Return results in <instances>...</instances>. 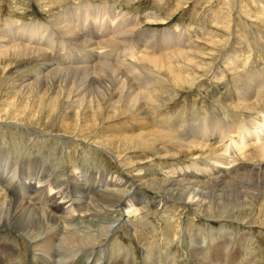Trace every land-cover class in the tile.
Instances as JSON below:
<instances>
[{
    "label": "rangeland",
    "instance_id": "374dc122",
    "mask_svg": "<svg viewBox=\"0 0 264 264\" xmlns=\"http://www.w3.org/2000/svg\"><path fill=\"white\" fill-rule=\"evenodd\" d=\"M263 2L264 0H64L55 6L42 7L41 5L39 6V3L36 2V0H0V32L2 29H6L9 26H12V25L19 26L23 24L40 25V26L42 24L44 25L45 29L49 28L51 27L50 24H51L52 16L58 13L63 14L64 11L69 10V8L73 6L77 8L82 7L84 9L85 8L87 9L88 6L91 7L92 9H95L96 7L104 8L106 6L105 9L110 10L111 8H113L116 11H119V12L121 11V14L127 17V21L129 23L131 22L130 23L131 25L126 28V31L129 30L128 34L130 36L127 34L124 37L123 40L125 44L121 47L117 46L119 48L113 47V46H112L113 48L112 47L111 49L109 48L108 53L111 52L109 53V56H103V54H100L104 48L100 49L97 47L96 49L97 51L95 52L96 55L94 57H90L86 65L94 66L95 64L99 63L102 58H106L107 62L115 63L117 65L121 63H126L128 66L126 64L121 65L122 69H120V71H117L116 74H114L110 70L107 71V69H105L106 71L104 70L101 73H98L99 75H101V80L99 79L100 77L98 75H97L98 77L97 76L94 77L93 78L94 80H93L92 77L94 75H92L91 79L87 82L88 85L86 84L87 88L88 86L90 87V89L88 88L89 90L86 93H89V96L93 99V100L91 99L93 103L98 104L100 102L101 105L99 103L98 108L95 106L91 107L88 105V102L90 100L82 103V104H85L84 108L87 106V109L85 108V111H84L85 113L84 112L82 113L83 115L81 116L82 118L81 126L87 127L88 125H91V124L92 125L95 124L93 126H96V124H99V126L102 127V125L105 124V122L106 123L107 122H114V123L117 122L116 123L117 125L119 123L120 125L129 124L128 126H130L131 124L135 123L133 121L134 116H137L139 114H141L142 117L145 115L144 117H146L147 120L150 118L151 120L149 119V121H151L153 124L155 123L157 125H161L160 122L157 121L158 117L160 115L163 116L164 112L170 111L171 112L170 116H173V118H170L171 121L169 122L167 121L169 123L168 126H165L163 128L168 129L170 127L169 128L170 130H172L173 128L177 133L183 132L184 134L189 135L190 137H193L192 136L193 134L194 136H198L199 133H203L204 136H199V137H203V139L206 137V134L210 132L213 134V136L211 137L212 138L211 143H213L214 145L216 144L215 147L219 150L218 142L221 141V139L225 137L224 135H226L228 132V129L225 128L227 126L224 125L225 122H229L231 117L241 116L242 118H244V121L248 123V121L252 120L253 115H254V114L251 115L250 113L244 112L241 110H235L229 107L224 101V98L226 96L224 94L225 90L227 91L228 89L227 87H230V86L232 87L231 83L235 79L232 74L231 76L228 71H225L227 69V66L224 64V62L226 63V61H224L223 56L227 55L228 57H230L229 55L231 54L232 57L230 58L232 60H235L234 56H236V54L238 53L241 54L243 52L241 54V57L242 59L243 58L244 59L243 61L236 62V65H237L235 67L236 70L240 72V74H244L247 70L248 71L251 70L250 68H252V66L255 65L256 68L258 67V71L259 72L261 71L264 74V68H262L264 67V61H263L264 53L260 52V50L257 49L252 44L253 41L251 40L253 38V35L247 34V31L245 30V26H248L252 23L253 24V25L251 24L252 28H256L255 30H258L260 28L257 31V33L260 34L261 36L262 35L264 36V20H261L255 14H253V13L257 14V12L261 11V7H264V4H262ZM243 15H246V16L243 17ZM261 27H262V30H261ZM181 35L183 36L182 39L180 38L181 39L180 41L179 39L178 40L176 39L175 41L176 45H174V47L172 48L167 49V46L162 45L161 43V41L162 42L171 41L172 39L176 37L179 38ZM263 36H262V41L260 42L261 43L260 47L263 46L262 49H264V45H263L264 37ZM245 38L247 39L245 40ZM22 40L23 42H26V40L24 39ZM248 41H250L249 44H248ZM0 42H1L0 43L1 44L0 54L2 55V56L0 55V83L2 82L0 84V100H2L0 102V104H2V106L0 105V119H1L0 122H2L1 124L9 125L12 127L16 125L17 127V128L11 129V127L0 125L2 127V128L0 127L1 129L0 130V140H1L0 141V187H1L0 194L2 195L4 194L6 198L8 197L7 199H11L13 201H16L15 199H17V201L19 202L28 201V203L30 202L34 203L35 202V199H34L35 196L33 195L35 191L34 189H35V186L38 185V186H42L40 187L41 189L38 188V190L40 191L42 190L41 191L42 193L41 192L40 193L43 195L45 194V192H47L48 188L55 189V187H57L54 190V192L59 189V191H57L58 193H62L63 192L62 190H64L65 193L63 192L62 194L63 196L65 195L64 196L65 201H68L71 198L80 197L81 194H84V193L87 196H90L91 194L96 195L98 193L97 191L100 189L105 190L109 188V189L116 190L118 186H120L121 184L124 185L125 183L126 184L133 183L137 185L136 186L137 189H135L134 191V195L131 198V202L133 203L136 209H139L138 213L141 214L140 217L143 218L141 219V221L136 222V224L139 223L136 228L137 229L140 228L139 232L141 235L144 236L145 234V236L148 237V234H146L145 232L142 233V229L145 230L147 228L154 227V229H151L154 232L148 231L150 233L149 235L151 234L154 235V233L156 232V236L157 235L161 236L163 232L164 234L162 236H165L166 234H168L169 236L166 235L165 238L167 237L169 238L170 234H175V233L179 234L180 229L185 228V225L186 223H189L188 221H190V218L191 219L194 218L195 222L201 221L200 226L206 223L210 225L209 226L210 230L211 229L214 230L215 233L213 232V235L215 236L216 241L220 242L219 245H221L222 247V250L219 251L221 253H218L219 258L216 259L215 261L217 264H264V184L261 180L262 178H258L255 174L254 175L252 174L251 176H249L248 179L241 180L240 181L241 183L236 185L238 188L241 187L239 190H242L241 191L242 195L240 196V198H238L239 196L237 197L236 195H234L232 191H229L228 192L229 198L225 197L223 200H221L223 198V193L221 192L222 190L220 191L218 187L211 188L210 191L207 190L206 195L203 194V196L207 199L206 203L215 204L214 201L215 202L217 201L220 204H215V205H221V206L226 205L227 206L223 208V210L228 211V214H229V217H226V220L221 219V218L215 219L211 217L209 221H207L206 219H203L204 221L203 222L202 219H199V217H197L198 215H193L192 210H188L187 206L185 205H181L180 209L177 208L175 210L176 212L173 211L172 208L174 209L176 208V206L173 205V203L174 202L177 203L178 200L176 198L166 197L163 193H162L163 195L160 193L157 194L156 187L154 188L150 186L149 188H146L144 186L141 187L140 185H138V182L135 181L137 179L136 175L138 174L134 172L132 168L130 169V167H128L129 166L128 162H126L128 166L126 165L121 166V163H117L114 161V159L108 158L107 157L108 155L102 154L100 157L106 156V158L110 159L106 164L105 161L100 160L99 158H96V160H94L95 154H92L89 156L85 154V150H89V148H91L87 146H89L90 144L95 146V144L91 143V140H92L91 137L98 134L99 133L98 131H95L94 132L95 134L92 133V135L89 136V138L87 139L80 137L77 133H74V132L73 133L71 132L69 135H65V131L63 129L64 126L61 125L62 121H65L67 124H70V125H73V123L79 122L78 120L79 114L77 113L79 111V108L76 105V103L78 102L73 98L74 93H73V90H71V89H74L73 88L74 84H78L79 77L77 76L76 72H69L68 73L70 74L69 76L66 73L67 71L66 72L57 71V73L54 74V78L52 75H49V77L47 78L50 80L46 78L42 80V82H39L38 84V81L40 79L37 76V73L39 72V69H41L45 61L48 62V60L53 64H57L61 62L60 64H65L68 66L72 64H74L75 66L77 65L81 66L79 64L81 60L80 58L72 62L67 61L69 60V58H71V55L68 52H70L71 50L73 51V48H71L70 50L68 47H66L68 49H66L65 47H64L65 49L60 47L59 50L58 48L56 50L53 49L52 51L48 50L38 55L37 54H27V53L17 55V53L15 52L11 51L12 52L11 53L7 51L5 52V55H4L2 51L8 48L9 41L7 37H0ZM159 42L161 44H159ZM32 44H34V41H32L31 45ZM132 45L134 46V48ZM244 45L246 46V48ZM162 46L165 47L166 51L176 49V48L180 50H183V49L185 50L188 47L190 51L185 50L187 52V56H185V54L184 56L187 57L188 60L192 61L191 64L189 62H188L189 64L182 63L177 58L175 59L168 58V65L171 64V66L169 65L170 66V67L168 66L169 68L164 67L166 65H164V61L161 62V60L165 59L164 56L166 54L164 51L160 52L158 50L159 47H162ZM252 46L254 50L251 48ZM131 47L133 48L132 51L133 50L135 51L133 52L131 51L132 53L129 54L128 50H130ZM146 47L149 49H145ZM247 47L248 48L250 47V48L248 49ZM138 48L140 49V53L143 52L146 56H148V58L149 56L152 58L146 59L145 61H141V62L137 61L136 59H135L136 61L135 60L132 61L133 60L132 57H135L139 53V52L138 53L136 52ZM142 48H144L145 50L142 51ZM244 49H247V50H244ZM255 51H256V54H254ZM143 53L141 54L143 55ZM73 54L77 55L78 53L75 52ZM97 54L99 55L97 56ZM256 55L259 56L260 58L262 57L261 58L262 60L258 59L259 57L257 58ZM77 56H79V54ZM154 59H156L157 61H154ZM170 60L171 62H169ZM149 62L151 65L149 64ZM253 62L256 64H253ZM156 63L158 64L156 65ZM229 64L230 63H228V65ZM231 66L234 67V64ZM255 66H253V68H255ZM129 67H135L134 69L138 71L139 76L137 75L136 72H133V71L131 72ZM154 67H156L157 69ZM246 68L248 69L246 70ZM171 70L173 71V73ZM243 71L244 73H242ZM169 73L172 75V77L170 76ZM176 73L179 74V76L182 78L180 79L182 80L181 82L175 81L176 75H177ZM226 73H229V74H226ZM117 74H120L121 76H124V77L126 76L124 80L131 82V85L133 84L134 86L141 81L139 84L136 85V88H139L138 85L141 87L144 83H145L144 85H146L147 81L150 83L151 82L155 83V84L151 83V91H149L148 95L146 97H143V96L140 97V99L137 100V103H135L134 108L129 112L124 113L123 107L125 103L124 101L122 102L121 101L122 99L118 97H120V94L124 96L125 93L127 94V93H130L131 91L125 90L126 87L123 88V83L119 84V83L113 82L114 81L113 78L116 77ZM173 74H175V77ZM102 75L105 77L107 76V77L106 78L102 77ZM102 78L103 79L105 78V79L103 80ZM105 80H106V83L108 84L105 83ZM96 81H99V82H96ZM13 83L18 86V88L16 89L17 92L12 91V92L7 93L8 91L7 88L8 87L10 88V85H12ZM65 83L66 85H69V88L67 90L65 89L67 92L63 93L64 91H62L61 88H64L66 86L64 85ZM99 84L102 89L100 88V86H96ZM228 84L230 85L227 86ZM37 85H38V88H36ZM119 85L121 86V88ZM44 89L45 91L46 90L47 91L46 92L43 91ZM117 89L120 92L117 91ZM70 90H71V93H70ZM144 92L145 91L142 90L140 93L143 94ZM43 94L45 95L47 94L48 96H42ZM62 94H66V95L70 94V95L68 97L66 95L63 96ZM230 94L233 95L234 92L230 90ZM100 96H103V97H100ZM65 97H68L69 99L72 98L73 100H72V105L68 109L64 110V107L66 105L65 99H64ZM55 98H57V100H55ZM13 100L15 101V106L16 104L18 105V103H16V100L22 103L23 105L30 104L29 105L30 107H32V104L35 103V105H38L40 109V113H36L35 111L36 106H35L34 110L29 109L27 113L20 114L19 116L17 114V111H14L15 109L13 106L14 104ZM151 100H154V101H151ZM11 101H13V104H11ZM113 102L116 105H114ZM136 106H139V107H136ZM2 108L3 109L5 108V109L3 110ZM86 110L88 111L89 114H87ZM48 111H49V114H48ZM61 111L62 113L63 112L65 113L62 116V118H60V115H59ZM140 111L141 112L143 111V112L141 113ZM132 115L134 116L132 117ZM174 116H177V117H174ZM125 117L128 120H126ZM199 118L202 121L205 120L203 123H206L207 125L206 128L204 129L202 128L201 126L202 123H200L197 120ZM60 119H62V121ZM178 120L180 121L183 120V123L182 122L179 123ZM215 122L223 126L221 128H215V126L212 124ZM141 130L142 129H140V131ZM126 131H128L129 135L134 133V132L133 133L129 132L128 129ZM140 131H137V133ZM225 131H226V134H225ZM44 134L51 135V136L41 138L40 136ZM57 138L59 139L63 138L64 140L62 139L63 141L62 140L57 141L55 140ZM187 139L190 140V138H187ZM41 140H42V143H38ZM35 141L36 142L38 141L37 142L38 144H36V147L32 145L34 144ZM51 142H53V144H51ZM74 142H76L77 144ZM82 142L83 143L85 142L86 144L83 145ZM39 144L40 146H38ZM181 144H183L184 146ZM177 147L183 148V149L185 147V149H187L188 144L181 142L179 143ZM98 148L100 149V147ZM106 149L107 147H104V151L109 152V154H111L112 156H116L119 153L117 149H116V152H115V149H110V148H108L107 150ZM109 149L113 152L111 153ZM100 150H103V149L101 148ZM125 152H130V151H125ZM132 152L134 154L137 152V150L136 152L132 150ZM153 154L156 155L157 153H153ZM195 154L196 156H204L205 158L204 157L194 158L196 159L197 161L196 162L193 159L187 160L183 153L182 154L179 153L177 157L172 156L175 159L166 158L163 161L156 159V160H153L154 161L153 164L155 166L154 165H153L154 167L151 166V169L149 171L148 170L143 171L142 175L150 177V175H153L154 173V175H160L164 178H169V177L174 178L175 177L179 180L184 179L185 181L193 182L195 179H197V177H194L195 173L198 175H201L200 173H204L201 177L203 181L206 179H209L210 177L212 178L218 177L219 175H221L219 177H224V176L229 177L230 176L232 178L234 177L236 178L240 174L246 173L244 172L245 171L243 169L244 166L242 165H239V167H236V168H231L233 169L234 173H231V172L227 174L219 173L216 170H214V166L217 165L218 163L216 162V159L218 161V158H215V159L212 158L213 155L207 156L205 152L203 155L199 150ZM219 154L220 155L223 154V150L221 151L219 150ZM132 157H135V158L139 157L138 160L144 159V157L140 158L141 156L137 154ZM148 157L151 158V156H148ZM108 163L109 164L112 163V164L109 165ZM193 166H194V170H197V171L191 170ZM6 167H9V170H13L15 172L16 179L14 178L12 182L6 181L7 176L4 177L3 175L4 170L6 171ZM223 167L224 166L220 168H223ZM23 169H25L24 171H28L29 173L32 172L30 176L23 174L22 173ZM181 169H187L186 170L187 173L186 171L185 172L181 171ZM59 172H62L61 174L63 173L66 174V176L71 178L72 180H68L66 179V177L63 178ZM209 173H212V175H210ZM32 174H33V177H32ZM81 174L85 175V177H83V181H85L86 183H83L80 181ZM106 174H107V177L109 175L112 177L113 176L117 177L116 178L117 181L115 183H117L118 186H115V183L111 184L107 178H105V181H103L104 176ZM22 178H26V179H24L25 183H23V186L21 187L20 183H21ZM124 180L126 182L123 183ZM55 182L57 183V185H55L56 184ZM60 182H65V183H62L64 186H61L62 185L61 184L60 187H58V183ZM75 183H78L79 185L76 186ZM105 183L108 184L107 185L108 187L102 188L103 186L106 185ZM126 184L122 188H124ZM244 185L249 188L247 189L243 187ZM75 187L77 188V190L74 191L73 189ZM150 188H152V191ZM124 189L126 191H128V189L130 190V188L126 189V187ZM142 190L144 193L142 192ZM57 192L55 193L57 194ZM210 193H211V196L209 195ZM140 196L144 198H141ZM148 203L150 204L149 206L151 207V211L143 209V207ZM38 207L40 208L43 206H41L38 203V205L35 208L39 209ZM232 208H234L233 211H231ZM218 210L220 211V209ZM158 213L161 215L157 217ZM166 213H169V214H166ZM186 215L189 216V218ZM116 216L117 215L115 214L112 217H116ZM154 216H156L158 219L160 218L161 223L160 222L156 223V219ZM164 217H167V218H164ZM179 218H180V221H179ZM168 225H171V227L168 228ZM197 226L200 227L198 224ZM174 227H177L178 229ZM196 227H193V228H196ZM173 228L174 230H172ZM121 232L122 234H127V232H125L124 230ZM65 234L69 235L70 233L65 232ZM12 235L13 236H9L8 239L15 240L14 244L15 246L17 245L16 248H18V245H21V242H22L21 248L23 249L24 252L20 251L19 257L13 263H11L13 258L7 259L9 260L7 261V264H15V263L18 264V262H20L21 264H32L30 260H32L33 255L31 253L32 251H30V247L28 246V244L22 240L19 241L18 232H15ZM207 236H208L207 234L204 236L199 235V238L202 240V239H205V237ZM15 238H17V240ZM122 238H124L123 239L124 248L122 249L123 252H122V255H120L121 258L119 257V259L125 260L124 262L125 263L127 262V264L129 262H132L130 264H135V263L143 264V262H141L142 261L141 258L143 257V249L133 244L134 243L133 239H131L130 241L131 242L130 246L133 247L134 250L131 249V247L129 248L127 246L129 245L127 241L128 238L125 235H122ZM1 240L5 242L9 241V240L6 241L4 239H1ZM159 243H160V240H159ZM209 244L210 243H208V245ZM127 248H129L130 249L129 252L130 251L133 252L135 256L133 254L130 255L127 252L128 251ZM174 248L175 247L172 244H168L167 249H165L163 252L161 250L158 251L159 252L158 254L160 253L162 254H160L159 258L157 259H155L157 255H155V257L153 255V259L151 261L152 264H154V261L156 263L158 262L157 264H160V263L168 264L169 260H175L174 263H171L172 261H170V264H185V263L186 264H196L194 259L190 260L191 258L189 259V256L184 254L183 250L177 251V249H174ZM9 249H12L10 245H9ZM164 259L167 262L164 261ZM208 262L211 264L213 263L212 261H208ZM80 264H83V263H80Z\"/></svg>",
    "mask_w": 264,
    "mask_h": 264
},
{
    "label": "bare ground",
    "instance_id": "6f19581e",
    "mask_svg": "<svg viewBox=\"0 0 264 264\" xmlns=\"http://www.w3.org/2000/svg\"><path fill=\"white\" fill-rule=\"evenodd\" d=\"M62 1H64V0H36V2L39 3V6L41 5L42 7L55 6ZM262 4H264V2ZM105 7L104 8L103 7H96L95 9H92L89 6L87 9L86 8L84 9L82 7L77 8L74 6L70 7L69 10L64 11L63 14L58 13V14H55L54 16H52V20H51V24H50L51 27H49L50 29L49 28L45 29L44 25H42V24H41V26L40 25H29V24L19 25L20 23L18 24L19 26H13L12 25L6 29H2L0 32V34H2V35H0V37H7L8 41H9L8 42V48H6V50L2 51V53H4V55H5V52H7V51L11 52L12 51V52L17 53V55H21L23 53L37 54L38 55V54L44 53L45 51H48V50L52 51L53 49L56 50L57 48L59 50L60 47H62V48L68 47L70 50H71V48H73V51L71 50L70 52H68L71 55V58H69V60H67V61L72 62V61L80 58L81 60H80L79 64L81 66H78V65L75 66L74 64L68 66L65 64H60L61 62H59L57 64H53L48 60V62L45 61V63L42 65L41 69H39V72L37 73V76L40 79L38 81V84H39V82H42V80L49 77V75H52L54 78V74L57 73V71H64V72L67 71L66 72L67 74L69 72H76L77 76L79 77L78 78L79 79L78 84H74L73 85L74 89H71V90H73V93H74L73 98L78 102V103H76V105L79 108V111L77 112L79 114V116H78L79 122H76V123H73V125H70V124H67L65 121H62V119H60L62 121L61 125L64 126L63 129L65 131V135H69L71 132L72 133L74 132V133H77L80 137L87 139V138H89V136L92 135V133H94L95 131H98L99 132L98 134L91 137V139H92L91 143L95 144V146L90 144L89 146L86 145L87 147H91V148H89V150H85V148H84L85 154L87 156L95 154L94 160H96V158H99L100 160L105 161L106 164L110 160L108 158H111V159H114L115 162L121 163V166L122 165H126V166L129 165L128 167H130V169L132 168V170H134V172H136L138 174V175H136L137 179L135 180L138 182V185H140L141 187L144 186L146 188H149L150 186L154 187V188L156 187L157 191L156 190L155 191L157 192V194L163 193L166 197L176 198L178 200L177 203L176 202L173 203V205L176 206L175 209L172 208L173 211H175L177 208L180 209L181 205H185V206H187L188 210H192L193 215H198L197 217H199V219H202V221H203V219H206L207 221H209V219L211 217L215 218V219L221 218V219L226 220V217H229V214H228V211H226V210L224 211L223 208H225L227 206L226 205L225 206L215 205V204H220V203L217 201L215 202L214 200L213 201L215 204H213V203L208 204V203H206L207 199L203 196V194L206 195L207 190L210 191L211 188L218 187L220 189V191L222 190L221 192L223 193V198L221 200H223L225 197H228L229 191H232V193L234 195H236L237 197L239 196L238 198H240V196L242 195V193H241L242 190H239L241 187L238 188L236 185L241 183L240 182L241 180L248 179L249 176H251L252 174L253 175L255 174L258 178H262L261 180L264 184V74L261 71L259 72L258 67L256 68L255 65H253V66H255V68H253L252 65H251L252 68H250L248 66L251 70L248 71L247 70L248 68H246L247 71L245 73H244L245 70L242 72L244 74H240V72H238L236 70V68H235L237 66L236 62L237 61H243V59H244V58L242 59V57H241V54L243 52L241 54H239V53L236 54V56H234L235 60H232L230 58V57H232L230 54L231 52L229 53L230 57H228L227 55L223 56L224 61H226V63L224 62V64L227 66V69L225 68L226 69L225 71H228L230 73V75L232 74L234 76V79H235V80H233V82L231 81L232 87L231 86L227 87L228 88L227 91L225 90L224 94L226 96H225V98L223 97L224 101L226 102V104L229 107H231L235 110H241L244 112H248L251 115H253V114L254 115H253L252 120L248 121V123H246L244 121V118H242L241 116L231 117L229 122H225L224 125L227 126L225 128L228 129V132L226 134V131H225V134H226V135H224L225 137L223 138V136H222L223 139H221V141L218 142L219 143V146H218L219 150L220 151L223 150V154H221V155L219 154V150L215 147L216 144L214 145L213 143H211V140H212L211 137L213 136V134L210 132H208V134H206V137L203 139V137H199V136H204L203 133H199L198 136H194V134H193L192 135L193 137H190L189 135H186L183 132H182L183 134L177 133L172 127H171L172 130L169 129L170 127L168 129L163 128L165 126H168V124H169L168 122L171 121L170 118H173V116H170V113H171L170 111L164 112L163 116L160 115L158 117L157 121H159L161 125H157L155 123L153 124L151 121H149L150 118L147 120L146 117H144L145 115L143 116L144 118L141 116V114H139L140 116L139 115L134 116L136 114L135 113L134 115H132V117L134 116V119L133 118L132 119L135 123L131 124L130 126H128L129 124L120 125L118 123V125H117L116 124L117 122L116 123H114V122H107L106 123L104 121L105 124H103L102 127H100L99 124H96V126H93L95 124H93V125L91 124L92 126L88 125L87 127H83V126H81V121H82L81 116L83 115L82 113L85 111V108L87 109V106L84 108L85 104H82V103L90 100L89 101L90 103L88 102V105L91 107L95 106L97 108L99 106L98 104L100 103V102L98 104L93 103L91 101L92 98L89 96V93H86L90 89L89 86H88L89 89L86 87V84L88 85L87 82L91 79L92 75H94L92 77V79L98 75L100 77L99 79L101 80V75H99L98 73H101L105 69H107V71L110 70L114 74H116L117 71H120V69H122L121 65L126 64V63H121V64L117 65L115 63L107 62L106 58L101 57L102 59L100 60V62L95 64L94 66L86 65L88 63V59H90V57H94L96 55L95 52L97 51L96 50L97 47L100 49L104 48L101 53L99 52L100 54H103V56H109V53H111V52L108 53V49L109 48L111 49L112 46L113 47L123 46L125 44L123 39L129 33V30L126 31V28L131 25L130 24L131 22L129 23L127 21V17H125V15L121 14V11L120 12L116 11L113 8H111L109 10V9H105ZM253 12H255V11H253ZM259 12H257V14L256 13H253V14H255L261 20H264V7H261V11H259ZM244 16H246V15H243V17ZM257 17H255V18H257ZM247 20H248V18H247ZM254 20H256V19H254ZM254 20H252V21H254ZM243 23H244V21H243ZM246 23H247V21H246ZM251 24L248 25V23H247L248 26H245V30L247 31V34L253 35V38L251 40V41H253L252 44L257 49H259L260 52L264 53V49H262L263 46L260 47V44H261L260 42L262 41L263 35L261 36L260 34L257 33V31L260 28L258 29V27H257L258 30H255L256 28H252L253 24L252 25ZM261 30H262V27H261ZM245 36H246V34H245ZM182 37L183 36L181 35L179 38L176 37V38L172 39L171 41H164V42L161 41V43H162V45L167 46V49L172 48V47H174V45H176L175 44L176 39L177 40L179 39V41H180L182 39ZM247 38H248V36H247ZM247 38H245V40ZM22 39L26 40V42H23ZM32 41H34V44L31 45ZM150 43H151V41H150ZM161 43L159 42V44H161ZM249 43H250V41H248V44ZM263 45H264V43H263ZM2 46H4V45H2ZM191 46H192V44H191ZM147 47L145 49H149ZM68 48H66V49H68ZM117 48H119V47H117ZM133 48H134V46H133ZM133 48L131 47V49L128 50L129 54H131L133 51H135V50L132 51ZM136 48H137V46H136ZM245 48H246V46H245ZM251 48L254 50L253 46ZM145 49L142 48V51ZM158 50L160 52L164 51L166 54L164 56L165 59L163 58L164 60H161V62L164 61V65H166L164 67H168L169 65L171 66V64L168 65V58L169 59L177 58L180 62L187 63V64H189V63L191 64V62H192V61L188 60L187 57H185V56H187V52L185 50L188 51L189 50L188 47L185 50L183 49L184 51L180 50L178 48L166 51L164 46L159 47ZM224 50H226V49H224ZM244 50H247V49H244ZM239 51H241V50H239ZM75 52H77L79 54V56H77L78 54L77 55L73 54ZM136 52L137 53L139 52V53L135 57H132V59H133L132 61H134L136 59L137 61L141 62V61H145L146 59L152 58L150 56L148 58V56H146L143 52H141V53H143V55H142L140 53L139 48ZM125 53H126V51H125ZM184 54H185V56H184ZM254 54H256V51L254 52ZM98 55L99 54H97V56ZM151 55H153V54H151ZM257 55H256V57L258 58L259 56H257ZM261 58L259 57L258 59H261ZM112 59H114V58H112ZM156 59H158V58H156ZM156 59H154V61H157ZM108 61H110V60H108ZM263 61H264V59H263ZM169 62H171V60ZM227 62L230 63L231 65L234 64V67L231 66L230 64L228 65ZM254 62H253V64H256ZM258 63H259V61H258ZM149 64H150V62H149ZM157 64L158 63H156V65ZM257 65H259V64H257ZM127 66H125V67H127ZM119 67H121V68H119ZM172 67H174V66H172ZM129 68H130L131 72L132 71L136 72L137 75L139 76L138 71L136 69H134L135 67H129ZM154 68H156V67H154ZM262 68H264V67H262ZM223 71H224V69H223ZM172 73H173V71H172ZM229 73H226V74H229ZM68 75L70 76V74H68ZM71 75H73V74H71ZM173 75L175 77V74H173ZM170 76L172 77L171 74H170ZM102 77H105V76L102 75ZM125 77L121 76L120 74H117L116 77H114V78L112 77L114 80V81L113 80L112 81L114 83H119V84L123 83V88L126 87L125 90L132 92V93L130 92L127 94L125 93L124 96L120 94V97H118V98H121L122 99L121 101L122 102L124 101V103H125V105L123 107L124 113L131 111L134 108L135 103H137V100L140 99V97H142V96L146 97L148 95L149 91H151V83H154V82L150 83L147 81L146 85H144L145 84L144 83L143 85L141 84L142 85L141 87L138 85L139 88H136V85L139 84L141 81L134 86L133 84L131 85V82L124 80ZM107 79H109V78H107ZM143 79H145V78H143ZM180 79H182V78L179 76V74H177L175 81L181 82L182 80H180ZM48 80H50V79H48ZM51 80H53V79H51ZM231 80H232V78H231ZM99 81H96V82H99ZM105 83H106V80H105ZM16 84H18V83H16ZM106 84H108V83H106ZM64 85H66V83ZM112 85H114V84H112ZM229 85L230 84H228L227 86H229ZM40 86H42V85H40ZM96 86H100V84L96 85ZM17 88H18V86L13 83L12 85H10V88L9 87L7 88V90H8L7 93L12 92V91L17 92V90H16ZM36 88H38V85L36 86ZM68 88H69V85H66L64 88H61V89H62V91H64L63 93H65V92H67L66 90ZM100 88H101V86H100ZM116 88H118V87H116ZM120 88H121V86H120ZM71 90H70V93H71ZM98 90H100V89H98ZM142 90L145 91L143 94L140 93ZM230 90H232V92H234L233 95L230 94ZM43 91H45V89ZM117 91H119V90L117 89ZM62 95L64 96L66 94H62ZM69 95H66V96L69 97ZM42 96H48V95L43 94ZM68 97L64 98L65 103H66L64 110L68 109L72 105L73 99L72 98L69 99ZM100 97H103V96H100ZM55 100H57V98H55ZM1 101L2 100H0V102ZM13 101H11V104H13ZM107 101H108V99H107ZM151 101H154V100H151ZM16 103H18V105L16 104V106H15V101H14V104H13L14 109H15L14 111H17V114L19 116H20V114L27 113L29 109L34 110L35 106H36L35 107L36 113H40V109H39L38 105H35V103L32 104V107H30L29 106L30 104H27V103H26L27 105H23L22 103L18 102L17 100H16ZM73 103H75V102H73ZM0 105L2 106V104H0ZM4 105H5V103H4ZM100 105H101V103H100ZM114 105H116V104L114 103ZM136 107H139V106H136ZM56 108H58V107H56ZM74 108H75V106H74ZM49 111H48V114H49ZM64 114L65 113L64 112L62 113V111H61V113L59 114L60 118H62V116ZM87 114H89L88 111H87ZM126 117H125V119H126ZM174 117H177V116H174ZM86 119H87V117H86ZM129 119H131V118H129ZM126 120H128V119H126ZM175 120H177V119H175ZM197 120L200 123H202L201 126L203 129L207 127L206 123H203L205 120L202 121L200 118ZM86 122H87V120H86ZM178 122L183 123V120L182 121L178 120ZM1 123L2 122H0L1 126L11 127V129L17 128L16 125L12 127V126L1 124ZM129 123H130V121H129ZM171 124H173V123H171ZM212 124L215 126V128H221L223 126V125L216 123V122L212 123ZM127 129L129 130V132H131V133L134 132V133L129 135L128 131H126ZM140 129H142V130L140 131ZM177 130H178V128H177ZM137 131H140V132L137 133ZM219 131H220V129H219ZM49 136H51V135L44 134V135H41L40 137L44 138V137H49ZM63 138H61V139L57 138L55 140L59 141V140H62ZM187 138H190V140H188ZM52 140H54V139H52ZM37 142L35 141L34 144H32V145H34V147H36V144L42 143V140L38 143ZM181 142L187 143L188 148L187 149H185V147H184V149L178 148L177 146ZM74 143H76V142H74ZM51 144H53V142H51ZM84 144H86V143L84 142L83 145ZM181 145H183V144H181ZM38 146H40V144ZM185 146H187V145H185ZM98 147H100V149L102 148L103 150H100ZM104 147H107V149L108 148L115 149V152L117 149V151L119 153L116 156H112L111 154H109V152L104 151ZM132 150L135 152L137 150V152L133 154ZM198 150L203 155L205 152V154H207V156L213 155L214 157L212 156V158H214V159L218 158V161L216 159V162H218V163H217V165L214 166V170H216L219 173H223V174L224 173L227 174L230 172L234 173L233 169H231V168L239 167V165L244 166L243 169L245 170L244 172H246V173L240 174L236 178L235 177L232 178L229 175H228L229 177H225V176L219 177L221 175H219L218 177H214V178L208 177L209 179H206L204 181L201 179V177L204 173H200L201 175H198L195 173L194 177H197V179H195L193 182H191V181L188 182V181H185L184 179L179 180L175 177L174 178L173 177L164 178L160 175H154V173H153V175H150V177L142 175L143 171H146V170L149 171L151 169V166L154 165L153 160H156V159L161 160V161H163L166 158L175 159L173 157H177L179 155V153H181V154L183 153L187 160L193 159L194 161H196V159H194V158H197V157L203 158L204 156H196L195 153ZM125 151H130V152H125ZM112 152L113 151H111V153ZM153 153H157L156 154L157 156L154 155ZM102 154L108 155L107 156L108 158H106V156L100 157ZM136 154L141 156L140 158L144 157V159L138 160L139 157L138 158L132 157ZM148 156H151V158ZM145 158H147V159H145ZM112 162H113V160H112ZM126 162H128V165ZM195 163H194V165H195ZM110 164H112V163H110ZM222 166H224V167L220 168ZM27 168H29V167H27ZM24 170L25 169L22 170L23 174L30 176V174L32 173V172L29 173L28 171H24ZM186 170L187 169H181V171H184V172ZM191 170L197 171V170H194V166ZM59 173L61 174L62 172H59ZM186 173H187V171H186ZM156 174H158V173H156ZM209 174L212 175V173H209ZM3 175H4V177L7 176L6 181H8V182L9 181L12 182L14 180V178L16 179L15 172L13 170H9V167H6V171L4 170ZM61 176L63 178L66 177V179H68V180H72L71 178L67 177L66 174H64V173L61 174ZM32 177H33V174H32ZM83 177H85V175L81 174V177H80L81 180L80 181L83 183H86L85 181H83ZM105 178H107L111 184L115 183L117 181V179H116L117 177H114V176L112 177L110 175L107 177V174L104 176L103 181H105ZM24 179H26V178L21 179V183H20L21 187L23 186V183H25ZM77 179H79V178H77ZM124 182H126V181L124 180L123 183ZM62 183H65V182L58 183V187H60V185ZM55 185H57V183ZM75 185L78 186L79 184L75 183ZM107 185L108 184H106L102 188L108 187ZM124 185L121 184L120 186H118V184L115 183V186H118V188L116 190L109 189V188L105 189V190L100 189L97 191L98 193L96 195L91 194L90 196H87L84 193V194H81V196L79 195L80 197L71 198L68 201H65V197H64L65 195L63 196V194H62L64 192V190H62L63 191L62 193H58L57 192V191H59V189H58L55 191V192H57V194H56L54 192V190L57 187H55V189L48 188L47 192H45V194L43 195V194H41L42 190L41 191L38 190V188H40L42 186H38V185L35 186L34 185L35 191H34L33 195L35 197L34 196L33 197L35 199V202H34L35 204L32 202L28 203V201L19 202V201H17V199H15L16 201H13L11 199H7L8 197L6 198L4 194L3 195L0 194V264H2V263L7 264V261H9L7 259H12V258H13V260L11 261V263H13L19 257V252L23 251V249L21 248L22 242H21V245H18V248H16L17 245L15 246V244H14L15 240L8 239L9 236H13L12 234H14L15 232H18L19 241L22 240V241L26 242L28 244V246L30 247V251H32L31 253L33 255L32 260H30L32 262V264H35V263L36 264L37 263L38 264H40V263L41 264H80V263H83V264L84 263L85 264H124L125 260L119 259L120 255H122V252H123L122 249L124 248L123 247V244H124L123 239L124 238H122V235H125L128 238L127 241H128L129 245H127V246L129 248L131 247L130 241H131V239H133V242H134L133 244H135L137 247H141L143 249V257L141 258V260H142L141 262H143V264H152L151 261L153 259V255H154V257H155V255H157V257L155 259L159 258L160 254H162V253L158 254L159 253L158 251L161 250L163 252L165 249H167L168 244H172L175 247L174 249H177V251L183 250L184 254L189 256V259L191 258L190 260L194 259L196 264H211L208 261H212L213 262L212 264L216 263L215 262L216 259L219 258L218 253H221L219 251L222 250L221 245H219L220 242L216 241V238L213 235L214 230H212V229L210 230L209 224L205 223L204 225L200 226L201 221L195 222L194 218L193 219L190 218V221H188L189 223H186L185 228H181V229L179 228L180 229L179 234L178 233L170 234L169 238L168 237L165 238L166 235L169 236L168 234H166L165 236H162L164 234L162 231H161L162 232L161 236H159V235L156 236V232L154 233V235H152V234L149 235L150 233L148 231H150V232L153 231L151 229H154V227L147 228L145 230L142 229V233L145 232L146 234H148V237L145 236V234H144V236L141 235L139 232L140 228L139 229L136 228L139 223L136 224V222L141 221V219H143V218H141L140 217L141 214L138 213L139 209H136L134 207L133 203L131 202V198L134 195L135 189H137L136 188L137 185H135L133 183L126 184V186H125L126 189L130 188V190L128 189V191H126L124 189L125 187L122 188ZM61 186H64V185L62 184ZM243 187H245L247 189L249 188V187H246L245 185ZM88 188H90V187H88ZM94 188H95V186H94ZM62 189H63V187H62ZM150 189L152 191V188H150ZM20 190H21V188H20ZM60 190H61V188H60ZM73 190L75 191V190H77V188L75 187ZM142 192H143V190H142ZM94 193H96V192H94ZM209 195L211 196V193ZM141 198H144V197H141ZM234 199H235V197H234ZM163 200H164V198H163ZM147 202H149V201H147ZM38 203L43 207H40V208L38 207L39 209H36L35 207L38 205ZM164 204H165V202H164ZM149 205H150L149 203L146 204L143 207V209L151 211V207ZM218 209H220V211ZM233 210H234V208L231 209V211H233ZM115 214L117 216L112 217ZM166 214H169V213H166ZM159 215H161V214L158 213L157 217ZM154 217L156 219V223H158V222L161 223L160 218L158 219L156 216H154ZM187 217L189 218V216H187ZM164 218H167V217H164ZM73 220H75V221H73ZM179 221H180V218H179ZM140 224H141V222H140ZM174 224H172V225H174ZM197 224L200 227H198ZM181 226H182V224H181ZM143 227H144V225H143ZM170 227H171V225H168V228H170ZM193 227H196V228H193ZM174 228H177V227H174ZM174 228L172 230H174ZM123 230L125 232H127V234H122L121 231H123ZM216 231H218V230H216ZM65 232H68L70 234L69 235L65 234ZM206 234L208 236L205 237V239L201 240L199 238V235L204 236ZM1 239H4L6 241L9 240V241L5 242V241H2ZM15 239L17 240V238H15ZM159 240H160V243H159ZM208 243H210V244L208 245ZM9 245L11 246L12 249H9ZM210 245H211V247H210ZM129 248H127V250H128L127 252L131 255V254H133V252L130 251L131 252L130 253ZM20 249H22V250H20ZM131 249H133V247H131ZM133 255L135 256V254H133ZM165 259H164V261H166ZM170 261H172L171 263L175 262V260H169L168 264H170ZM19 263L20 262H18V264ZM130 263H132V262H129L128 264H130ZM157 263L154 261V264H157ZM163 263H165V262H163ZM192 263H193V261H192ZM125 264H127V262Z\"/></svg>",
    "mask_w": 264,
    "mask_h": 264
}]
</instances>
